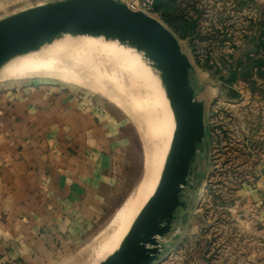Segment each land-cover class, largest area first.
I'll return each instance as SVG.
<instances>
[{
  "label": "rangeland",
  "instance_id": "374dc122",
  "mask_svg": "<svg viewBox=\"0 0 264 264\" xmlns=\"http://www.w3.org/2000/svg\"><path fill=\"white\" fill-rule=\"evenodd\" d=\"M45 1L36 0L34 4ZM183 2L196 5L195 11H190L198 21L197 36L187 39L177 37L192 62L191 78L197 97L205 103L206 132L194 161L198 171L205 176L193 181L194 188L185 190L183 199L190 201L186 210L188 218L184 224L179 221L174 223L179 236L154 264H246L241 259L242 251L255 249L256 243L245 241L246 226H242L241 220H245L247 215L243 210L246 205L241 203L240 190L255 183L258 175L264 172V79L255 70L249 78L242 73L247 69L248 56L255 53L254 37L261 31L259 26L264 19V0ZM6 12L9 10L2 14ZM153 16L162 21L159 15ZM54 46L57 45L36 49L34 53ZM62 46L69 51L73 48L81 52L86 62L92 61L95 55H112L110 58L115 57L120 62L125 60L123 50L103 40L96 45ZM131 57L136 60L135 55ZM135 64L140 66V73L150 82L148 91L157 98L154 112L157 124L148 118L154 117L140 96L130 99L138 100L140 109L138 112L131 110L116 89L121 86L120 78L114 79L112 84L104 81L90 84L80 77L71 79L47 70L37 71L33 65L21 71L16 68L7 70L6 81L9 82L37 80L89 95L104 107V121L106 125L113 124L110 127L118 141L121 161L119 184L110 217L90 239L71 252L57 255L48 264H97L109 256L96 235L115 225L116 215L133 195L145 172L147 138L154 127L158 125L163 137L169 129L168 111L157 76L146 64L140 61ZM233 71H237L238 76L230 81ZM123 74L130 73L124 71ZM163 148L162 158L167 146ZM199 152H203L204 156H200ZM175 235L176 232L168 233L164 241L172 240Z\"/></svg>",
  "mask_w": 264,
  "mask_h": 264
},
{
  "label": "crops",
  "instance_id": "0c3cea01",
  "mask_svg": "<svg viewBox=\"0 0 264 264\" xmlns=\"http://www.w3.org/2000/svg\"><path fill=\"white\" fill-rule=\"evenodd\" d=\"M34 1L0 0V18ZM7 81L0 83V264H48L110 217L118 141L104 107L89 95L37 80ZM240 191L245 241L256 243L241 259L264 264V172Z\"/></svg>",
  "mask_w": 264,
  "mask_h": 264
},
{
  "label": "water",
  "instance_id": "95a60500",
  "mask_svg": "<svg viewBox=\"0 0 264 264\" xmlns=\"http://www.w3.org/2000/svg\"><path fill=\"white\" fill-rule=\"evenodd\" d=\"M65 37H91L130 48L165 91L173 129L159 181L122 244L97 263L154 264L179 236L174 223L181 218L184 224L188 218L190 201L183 199V192L192 187L190 166L206 132L205 103L192 82V62L170 28L127 2L47 0L0 18V83L30 49ZM170 232L176 235L164 241Z\"/></svg>",
  "mask_w": 264,
  "mask_h": 264
},
{
  "label": "bare ground",
  "instance_id": "6f19581e",
  "mask_svg": "<svg viewBox=\"0 0 264 264\" xmlns=\"http://www.w3.org/2000/svg\"><path fill=\"white\" fill-rule=\"evenodd\" d=\"M100 40L101 39H93L91 37H81V38L65 37L62 39H53L45 43L44 45L38 46L34 49H30L26 55L14 61V63L11 65L10 68L11 71L14 70V68H16L17 70L20 69L24 70L26 67L33 65V69L37 71L47 70V71H51L52 72V73L50 72L51 74L58 73L63 77H68L71 79L80 77L84 81H88L90 84L91 83L94 84V82H101V81H104L107 84H112L111 82L114 79L118 78L119 80L120 78L119 82L121 81L120 82L121 86L119 85L118 88L116 89H118L117 91L121 92V96L125 99V101L128 102L131 110L133 112H138V110L140 109V104L137 102L138 100L133 101L135 98L138 99V96H140L142 98L143 103L148 105L147 106L148 109L146 107L145 109H147L148 112L150 110L151 116L154 117L155 116L154 112L157 107V101H156L157 98L154 96V94L148 91L149 90L148 86H151L148 85L150 82L147 81L143 73L142 74L140 73V68H139L140 66H137V64H135L136 61H140L142 63L144 62L140 59V57L136 53H134V51H132L130 48H126L116 43L108 42L114 45L116 48H119L124 51L122 53L123 56L125 57V60L120 62V60L114 59L115 57L110 58L112 55L111 56L95 55L94 56L95 58L94 59L92 58L93 59L92 61L88 60L89 62H86V59L85 61L83 59L84 55L82 56V54H80L81 52L79 53V51H76L73 48H70L69 51L67 50L66 47L62 46V45H96L99 44ZM51 45H57V46L43 50V52L41 53L38 52V54L34 53V50L36 49H41L43 47L51 46ZM131 55L133 56L135 55L136 60H134L131 57ZM86 58L88 59V57ZM124 71L125 72L129 71L130 74L124 75L123 74ZM92 75L95 78H92L93 77ZM113 88L115 87L113 86ZM163 95H164L163 99L168 111V123H169V129L164 134L165 138L163 137L162 134L160 135L161 132H159L158 125L155 126L158 123V121L155 120V117L154 118L148 117L149 119H152V121L155 120L154 122L157 123L152 125L153 127L155 126L153 130L154 132L150 131L151 134L147 138L148 141L146 140L147 154H146L145 172L142 178L140 179V181L138 182L133 195L130 197V199L125 204V206H123V208L119 211L118 215H116L117 218L115 225L107 229L104 228L105 230L100 231L96 235V238L102 242L103 246L106 247L105 251L109 253L108 255L114 253L118 249L117 247L122 244V241L124 240L125 236L130 231L131 227L134 225L139 215L143 211L145 205L147 204L149 198L153 194L157 186V183L159 181L169 144V139L171 137V133L173 129L172 115L168 106V102L164 90H163ZM130 99L133 100L130 101ZM152 121L150 120V122ZM164 145L167 146V148L162 158L161 151ZM103 246H101V248Z\"/></svg>",
  "mask_w": 264,
  "mask_h": 264
},
{
  "label": "trees",
  "instance_id": "16d2710c",
  "mask_svg": "<svg viewBox=\"0 0 264 264\" xmlns=\"http://www.w3.org/2000/svg\"><path fill=\"white\" fill-rule=\"evenodd\" d=\"M194 5L186 4L183 0H153L152 13L159 15L165 25L170 28L180 39H187L197 36V19L193 16L190 9H195ZM195 11V10H194ZM198 11H196L197 13ZM259 31L254 37L255 53L249 55L248 65L242 76L251 77L253 71L264 79V19L261 21ZM233 71L230 81L238 75Z\"/></svg>",
  "mask_w": 264,
  "mask_h": 264
},
{
  "label": "built area",
  "instance_id": "2783aa9c",
  "mask_svg": "<svg viewBox=\"0 0 264 264\" xmlns=\"http://www.w3.org/2000/svg\"><path fill=\"white\" fill-rule=\"evenodd\" d=\"M131 9L136 11H143L153 16L152 4L153 0H129L127 2Z\"/></svg>",
  "mask_w": 264,
  "mask_h": 264
},
{
  "label": "flooded vegetation",
  "instance_id": "af4514ba",
  "mask_svg": "<svg viewBox=\"0 0 264 264\" xmlns=\"http://www.w3.org/2000/svg\"><path fill=\"white\" fill-rule=\"evenodd\" d=\"M194 161H195V158L192 160V163H191V166H190V181H189V183L190 184H192V187H190L189 185L187 186V188L186 189H192V188H194L195 186V184L193 183V181L195 180V179H197V178H201L200 176H199V173H203V172H200V171H198V168H197V165H195L194 164ZM196 168V169H195ZM185 192V191H184ZM183 192V193H184ZM184 195V194H183ZM183 213V212H182ZM179 222H181L182 223V219L180 218L179 220H178Z\"/></svg>",
  "mask_w": 264,
  "mask_h": 264
}]
</instances>
